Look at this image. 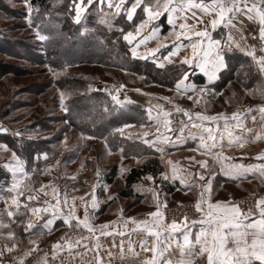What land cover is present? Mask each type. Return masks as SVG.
I'll list each match as a JSON object with an SVG mask.
<instances>
[{"label":"rangeland","instance_id":"rangeland-1","mask_svg":"<svg viewBox=\"0 0 264 264\" xmlns=\"http://www.w3.org/2000/svg\"><path fill=\"white\" fill-rule=\"evenodd\" d=\"M0 2L6 7L5 11L0 10V63L8 65V72L0 74V129H6V131H0V167L8 174V180L1 186L0 191V219L9 225L16 221L15 229L9 226L15 233L14 237H8L9 228L0 229V233H2L0 234V252L3 253L0 255V264H21V261L23 264H44L45 260L48 264H93V261L97 264H131L132 252L128 249H123V251L121 248L117 249L110 245V241L106 245L100 242L92 243V251L84 258V244L82 243L88 230L83 226L75 227V220L71 222L73 225L71 227L63 222L62 226L55 231L45 230L44 236L33 233L23 235L17 229L18 217L7 216V211L15 213L18 210L11 199L28 196L29 188H31L35 190L31 192V195L37 196V192L39 195L37 199L27 201L30 208L35 207L36 204L44 205L45 208L44 201L56 202V196L63 202L65 194L67 195V205L63 203L61 205L63 214L61 221L73 203L72 197H76V216L82 219L85 207H87L89 223L95 227L100 226L99 224L105 220L114 222V224L115 222L119 223L122 218L125 221L132 218L136 222L141 220L148 222L151 217L148 214L126 217L125 213L128 208H125L124 217L122 213L119 216L113 214L116 205L111 208L112 212L100 213L102 205L96 194H99L102 186H105L104 179L107 178V174L112 168H115L114 176H116V167L113 164L120 161V158L114 152L120 151L125 157L152 154L153 151L145 142L148 141L149 136L154 133H164L169 128L176 131L189 122L183 112L176 111L177 106L192 113V119H194L196 112H207L206 108H210L213 103L212 96L215 99L220 94L217 102L219 101L221 106H229H224V114L233 113L236 107L246 109L248 104L232 103L231 101L233 98L239 99L244 95H249L252 99L261 97L262 94L258 86L261 85L262 78L255 74L254 69L249 72L243 68L232 71L223 85H219V81V86L216 84V88L204 85L202 88L205 89L203 92L205 94L201 93V96L207 97L208 100L198 101L197 94L188 95L187 92L177 91L175 88L176 82L182 78L185 71L188 73L185 85L198 84L194 80V76L199 73L193 69V66L182 65L179 60L171 62L169 69L163 75L159 74V82L146 75L129 73L115 67L77 62L74 59L76 57L73 56H83L85 53L75 48V45H67L66 52L73 55V58L54 68L49 64L47 57L44 56L45 51H43L50 47L47 39L52 34L51 27L54 24L48 22L49 15L58 19L63 18L61 23H55L54 32L59 31V27L62 26L70 30L72 27H77V24L84 26L90 13H97V21L114 29L116 28L113 24L115 25L118 20L120 21L117 25L118 28L126 27V24L123 23V18L126 19V17L123 14L113 16L112 12L115 10H109L106 5L103 13L98 12L97 7L93 6L92 9L90 8L82 14L78 23L75 20L73 1L69 2L68 13L62 15L56 13V8L62 3V0H52L51 9L46 10L48 14L39 13L38 9L32 6V24L29 25V13L27 12L29 3L27 0H0ZM134 18L133 20H138L140 12L137 11ZM65 20L69 21L68 25H65ZM135 25L133 24L131 28L123 31L122 36L128 31L135 34ZM37 30L40 35L47 38L39 39L36 34ZM88 30L90 29L82 27L80 35ZM142 37V35L137 36L132 45L126 41L130 52L132 47L142 44L149 45L147 49L149 47L151 49L154 41L145 40L144 43H139ZM171 42L178 43V41ZM164 43L165 41H161L153 45L152 49H157L158 45ZM145 51L147 52V50ZM160 53L157 52L156 57L145 55L142 56L143 58H136L151 61L157 65L152 58L163 57ZM33 55H37V58ZM178 55L183 57V55ZM240 64H245L247 68V65L252 64V61L242 60ZM49 69H55L62 74L57 78ZM246 71L249 73L247 76L244 74ZM73 80H81L83 85L78 87L73 83ZM120 85H124V87L121 88ZM82 87L87 93L99 92L103 94V97L108 100V105L124 108V121L118 126H112L113 128L104 137L99 136L100 130L96 131L97 128L93 121L88 122V125L84 127L72 125L67 119L68 111L66 112L61 106V92L65 93L64 104L71 110L68 101L73 94L77 93L76 90L82 89ZM181 89L185 90L183 86ZM113 96L117 97L119 103L113 100ZM131 106H135V113L128 110ZM126 111L129 114H126ZM165 112L170 115L165 117ZM165 119L171 121L169 128L164 126ZM125 125H129V127H124ZM118 128L123 130V134L115 131ZM4 146L7 147V151L2 150ZM12 152H15L24 162L25 171L29 174L27 179L23 178L20 173L14 175L6 166L9 163L15 164V161L11 160ZM135 162L141 163L142 161L135 160ZM14 184L17 185L16 188H13ZM41 185L46 186L45 190L48 193L46 197L44 192L39 191ZM112 185L115 188L118 182ZM53 188L56 189L55 194ZM18 193H21V196ZM4 196L11 197L3 199ZM80 197H83V201L80 200ZM241 198L237 199L235 203H238ZM127 202L128 200H122L124 204ZM93 203L96 204L95 208ZM177 203L195 202L172 201L170 205ZM98 208L99 211H97ZM31 216L37 217L33 214ZM32 217L27 219L28 223L35 221L36 218L31 220ZM48 218L49 215L43 217L45 220ZM132 219L130 220L132 221ZM158 219L157 217V221ZM97 233L99 235L98 230H96ZM57 243L60 248L53 249L52 245ZM13 244L15 247L12 248V251H8L7 248L12 247ZM31 249L35 250L31 252V255L25 256V253ZM54 252L56 253L55 258H53ZM35 254L37 256L29 262V257H33Z\"/></svg>","mask_w":264,"mask_h":264},{"label":"crops","instance_id":"crops-1","mask_svg":"<svg viewBox=\"0 0 264 264\" xmlns=\"http://www.w3.org/2000/svg\"><path fill=\"white\" fill-rule=\"evenodd\" d=\"M206 3L210 2V0H205ZM258 2V0H249V3ZM140 12V10H137ZM197 12L198 16H202L199 10H194ZM189 19L187 23L195 24V21L192 20L191 13H187ZM144 18L142 13L140 12V18L135 20V24H139L140 20ZM209 17L205 16L204 20L207 23ZM183 19H177L175 25H169L167 14L160 16L159 19L154 20L151 24L145 28L141 35L143 37H148L151 35V29L153 27L158 28L159 33L155 38H149L147 41H154L152 44L155 45L161 41H165L164 47L158 45L157 52H161L163 57L152 58L153 61L156 62L159 67L160 64H163L164 67L166 65L171 64V62H175L176 60L181 61L185 56H191V47L189 45V39L181 36L178 40L175 36L171 35L173 32V28H175L176 32L182 31L179 28V24L183 23ZM233 24L236 25L234 28L224 27L223 25L218 26L214 31L211 29L209 25V31L211 32L212 38L215 40H221L222 44L229 40V34L232 36V46L231 51H228V48L225 47V52L228 55H240L244 56L247 59L252 61L250 56L245 55L244 51L241 49H245L248 51L255 49V55L257 57L264 55V52L260 51L261 48V40L259 38V24L258 22H254L248 20L245 16L241 15L239 19L233 20ZM204 24H196L197 29H202ZM140 35V36H141ZM191 36V33H189ZM255 36V38H253ZM195 40V37H192ZM178 41L177 45H180L179 51L176 52V55L170 56V52H175L176 49L173 47V42ZM239 44V48L236 47V44ZM143 45V46H142ZM137 47V57H142L145 55L156 57V51L151 52V49H147L149 45L142 44ZM207 47V44L204 45ZM156 49V48H155ZM147 50V52L145 51ZM183 57H179V55ZM241 65L246 66L245 64H237V66L232 69L231 66H228L226 69L222 70L218 73V79L209 81L208 77L205 76L198 67L193 64V69L201 74L204 78L202 83L195 84L196 90L193 91L191 89L181 91L187 92L188 95L197 94L198 101H207V97H202L201 92L199 91L204 85H210L213 88H216V84H218L220 74L224 71H238L242 67ZM248 66V65H247ZM163 68V67H160ZM243 70H250L248 67H243ZM199 86V87H197ZM205 94V93H202ZM220 94L214 99L213 103H211L210 108H206V113H202L204 115L216 116L219 113H223L225 107H229L227 105L221 106L219 99ZM197 99V98H196ZM258 101V102H257ZM225 102V101H224ZM232 103H241L248 104L246 106L245 111L243 112H233L237 113V117L233 118L232 114H224L223 117L219 118L217 121H204L201 122L196 119H192V122L196 124H204L203 128H194L192 126V122H186L183 127L176 131L165 130L164 133H154L148 137L147 145L153 151L152 154L148 155H128L124 156V154L120 151H116L115 155L120 158V161H117L113 165L116 167V176L113 177L112 181L109 182L104 179L105 186H102L101 192L98 195V199L100 204L102 205L100 213L105 211L112 212L111 208L116 205L115 212L113 214L125 213L126 209V217H130L133 215H141V214H149L151 212L157 211V205L161 206L163 204H170V202H186L193 201L196 203L198 199H200V193L204 192V209L207 211L208 203H215L217 201H231L235 203V201L245 195L249 194H258L259 197L264 196V177H262L259 173V170L253 173H247L244 175L237 176L234 172L232 174L226 175V172L230 171L232 165H260L264 164V159H257L260 153L264 152V118H262V114L258 111L259 107L264 106V95H261L259 98H250L249 95H244L243 97L233 98ZM230 103V101H229ZM228 103V104H229ZM122 104V103H120ZM248 109H252L251 112ZM226 117L227 119L225 120ZM255 117V119H253ZM211 127L213 130V135L216 137L217 142L222 144L223 147H217L213 149L214 155H219V159L213 160L212 156L202 155L203 149L201 148L200 136L203 135L205 137V143L211 144L212 141L207 139L206 128ZM181 129H183L181 131ZM251 129V131H249ZM229 133L232 134L233 144L229 147ZM193 135L196 137L193 139ZM259 136V138H257ZM157 137H167V140H160ZM222 137V139H221ZM241 137L246 143L243 144V147H240L235 143V138ZM146 140V139H145ZM157 148H163V153L157 151ZM150 150V151H151ZM188 157H194L195 159L189 160ZM207 159L210 163L209 169H202L200 165L196 163L197 161ZM142 161L141 163L135 162ZM169 161L172 163L170 164ZM129 163V165H128ZM150 163L151 171H147L145 174L140 175L138 178L127 182L126 176L132 168H142L144 164ZM173 168L176 169V179H172L173 176ZM161 173H166L168 175V179L164 180L161 177ZM214 173V174H213ZM202 174L205 177V181H211V194L204 189L201 188L200 185L204 184L205 181L199 180V175ZM148 176H152L153 179H147ZM183 176V183L181 182L180 177ZM115 182H118V185L113 188ZM21 196V195H20ZM11 196H4L5 198H10ZM28 196L20 197L19 203L20 208L17 210L15 217H18L17 222L18 230L23 235L34 234L39 236L45 235V230L48 229L43 228V223L45 219L44 216L49 218L52 217V212L49 211L47 213H41L39 217L33 221L36 225L33 229L28 232L24 231V228L27 226V219L31 216L30 208L25 209L24 204H28L27 199ZM111 197V198H110ZM1 198V197H0ZM122 200H128L127 203H122ZM12 201V199H11ZM25 202V203H24ZM56 206V202H48L45 203V208L49 206ZM15 206V205H14ZM44 205L36 204L35 207L44 208ZM16 207V206H15ZM14 207V209H15ZM17 209V208H16ZM103 209V210H102ZM99 211V208L97 209ZM123 211V212H122ZM128 211V212H127ZM1 212V211H0ZM62 211L57 213V218L54 221V224L50 226L51 231H55L62 226L63 221H61V216L63 214ZM47 214V215H45ZM202 213L196 219L199 221L202 218ZM150 216V215H149ZM33 218V217H32ZM31 219V220H34ZM48 218V219H49ZM257 217H253L255 219ZM47 220V219H46ZM143 220L136 222L135 224L129 220L120 219L119 223H112L111 221H106L100 223L99 225L108 224L107 229H101L100 226H94V232L90 233L86 232L85 238L83 239L84 247L83 254L84 258L90 254L92 251V243L100 242L103 245H106L110 241V245L116 247L117 249L121 248V243L123 242V249L129 250V245L133 249L131 258V264H143V262L152 256L151 252H145L141 248V241L146 242L147 247H151L153 243H155V238L149 235L146 229H151L153 232L159 230L162 232L161 239L162 241H166V237L170 232V229L161 228L160 224L157 221V217H150V220L147 222V225L142 223ZM16 221L10 224V228L15 229L14 225ZM99 227V228H98ZM96 230L99 231L96 234ZM199 230V226L192 228V232L195 233ZM123 233L120 235L119 233ZM110 233V234H103ZM175 239L182 240V236L179 232L173 234V247L169 249L167 253H165V258L168 259H177L179 257V252L175 248ZM112 241V242H111ZM1 246V244H0ZM1 248V247H0ZM196 264H205V258L196 257ZM93 264H97L93 261Z\"/></svg>","mask_w":264,"mask_h":264},{"label":"snow or ice","instance_id":"snow-or-ice-1","mask_svg":"<svg viewBox=\"0 0 264 264\" xmlns=\"http://www.w3.org/2000/svg\"><path fill=\"white\" fill-rule=\"evenodd\" d=\"M107 6L109 10L114 9L112 12L113 16H121L123 14L127 21H133L134 17L137 14V10H140L143 17L140 20L139 24L135 25V34L132 31H128L124 34L123 38L129 45L133 44V41L136 40L137 36H140L141 32L147 28L152 21L157 20L160 16L167 14V19L169 25H175L177 19H183L184 22L179 24V28L182 31L176 32L175 28H173V32L171 35L175 36L178 40L181 36L189 39V45L191 47V56H185L180 63L182 65L192 66L195 64L196 67L200 69V71L208 77L209 81L218 79V73L228 67L226 62V56L228 55L225 52V47L228 48V51H231L232 46V36L229 34V40L222 44L221 40H215L212 38L211 32L209 31V25L211 29L214 31L218 26L223 25L224 27L234 28L236 27L233 24V20L239 19L241 15L245 16L248 20L258 22L259 24V38L262 42L260 51L264 52V0H258V2L249 3V0H210V2L206 3L205 0H73V6L75 9V20L79 23L81 20V16L88 9L93 6L97 7V11L100 13L104 12V6ZM194 10H199L203 13L202 16H198L197 12ZM33 8L31 4L27 5L28 23L32 24L31 13ZM187 13H191V19L195 21V24L187 23L189 16ZM209 17L207 23H205L204 17ZM106 22V21H104ZM196 24H204L202 29H197ZM123 32V29L120 30ZM159 30L158 28L153 27L151 29V35L148 37H142L139 43H144L145 40L149 38H155L158 36ZM191 33V36H189ZM37 36L39 39L44 40L47 37L40 35L39 30H37ZM192 37L196 39L193 40ZM255 38V36L253 37ZM205 43L207 47H205ZM139 45H137L138 47ZM161 47L166 46L165 44H161ZM137 47L131 48L132 57L136 58L138 56ZM173 47L176 49L175 52H170V56L176 55V52L179 51L180 45L173 44ZM236 47L239 48V44H236ZM157 49H153L152 52L157 51ZM244 51L245 55L250 56L252 58V64H249L247 67L249 69H254L255 74L262 78L261 85L258 86L260 88L261 94L264 95V55L257 57L255 55V49L248 51L245 49H241ZM143 58V57H140ZM159 67H164L163 64H160ZM241 67H245L241 65ZM52 71L55 77H59L62 73L57 72L55 69H49ZM245 76L249 73L246 71ZM143 79V77H141ZM188 79V73L185 71L181 79H179L175 88L177 91L181 90L182 86L185 90L191 89L193 91L196 90L195 85H185V80ZM120 87H124V85H120ZM139 91V89H137ZM199 91L203 93L205 91L204 88H200ZM114 101L119 103L116 96L112 97ZM65 93L61 92V106L64 107L65 111H69L68 107L64 104ZM165 99H168L165 97ZM191 99V97H189ZM177 112H183L186 115L190 122H192V113L185 109H181L179 106L176 107ZM249 112L252 109H248ZM258 111L262 114V118H264V106L259 107ZM170 114L165 112L164 116L168 117ZM195 117L197 120L204 121H217L219 118L223 117V113H219L216 116L204 115L200 112H196ZM233 118L237 117V113L232 114ZM225 120L227 119L224 117ZM255 119V117H253ZM183 123V122H182ZM171 121L168 119L164 120L165 128H169ZM192 126L194 128H203L204 124H196L192 122ZM124 127H129V125H125ZM171 129L169 128V131ZM183 129H181L182 131ZM207 132V139L211 140V144L205 143V137L203 135L200 136L201 148L203 149L202 155L212 156L213 160L219 159V155L213 154V149L220 147L223 145L217 142L216 137L213 135V130L211 127L205 129ZM0 131H6V129H0ZM115 131L123 134V130L118 128ZM251 131V129H249ZM19 135V133H17ZM83 136V133L81 134ZM147 135V133H145ZM229 147L233 144L232 134L229 133ZM91 139L92 137H88ZM195 139L196 137L193 135L192 137ZM259 138V136H257ZM160 140H167V137H157ZM222 139V137H221ZM147 143V141H145ZM235 143L240 147H243V144L246 143L241 137L235 138ZM3 151H7V147L4 146ZM157 151L163 153V148H157ZM189 160L195 159L194 157H188ZM257 159H264V152L260 153ZM11 160L15 161V164L9 163L6 166L10 168V170L15 175L16 173L22 174V177L27 179L29 174L25 171L24 162L16 155L15 152L11 154ZM171 164L172 162L169 161ZM202 169H209L210 163L207 159L197 161ZM259 170V173L262 177H264V164L260 165H232L229 172L225 174H232L233 172L239 176L247 173H253ZM176 169L173 168V176L172 179H176ZM214 174V173H213ZM161 177L164 180H167L169 177L166 173H161ZM75 179V177H73ZM147 179L152 180V176H148ZM181 182L183 183V176L180 177ZM200 181H205L204 175H199ZM17 185H13V188H16ZM201 188H204L209 196L211 194V181H205L204 184L200 185ZM46 186L41 185L39 191L44 192L45 197L48 195L45 190ZM35 191L34 189L29 188V195L27 197L28 200H35L39 195L37 192V196L31 195V192ZM54 194L56 193V189L53 188ZM21 193H18L20 195ZM111 198V197H110ZM67 195L65 194L63 202L56 196V206H49L47 208H39V207H31L28 204H25V209H29L33 216H38L41 213H47L49 211L52 212V217L45 220L43 223V228L51 231L50 226L54 224L55 219L57 218V213L61 211L62 203L67 205ZM76 197H72V205L69 208L67 215L63 218V222L70 227L72 225V221L75 220V227L79 228L83 226L90 233L94 232V227L89 223V214L87 207H85L84 216L81 219L76 216ZM80 200L83 201V197H80ZM95 200V197H93ZM48 203L47 200L44 201ZM204 192L200 193V199H198L195 203V209L197 212L202 213V218L199 221L193 220L188 221V218H184L183 224H178L176 221H173L170 225H160L161 228L170 229L166 237V241H162L161 236L162 232L157 230L153 232L151 229H146L152 237L155 238V243L152 244L151 247L146 246L145 241H141V248L145 252H151L152 256L146 259L143 264H196L195 258H205V264H264V196L259 197L256 200L255 211L253 209H248L247 211L243 210L238 203H233L231 201H217L215 203H208L207 211H205L204 205ZM13 205L16 206L17 209L20 208V203L17 197L12 198ZM166 206V205H165ZM93 207H96V204L93 203ZM159 205H157V211L151 212L148 215L152 217H158L163 219V214L159 210ZM16 213L12 211H7L8 217L15 216ZM253 217H257L253 219ZM132 219V218H129ZM132 222L135 224L136 221L132 219ZM114 223V222H113ZM145 225H147V221H143ZM199 226V230L195 233L192 232V228ZM108 224L101 225V229H107ZM36 227L34 222H29L27 226L24 228L25 232ZM9 228V224L5 223L3 219H0V229ZM179 232L182 236V240L175 239V248L179 252V257L175 260L166 259L165 253L169 251L173 247V234ZM2 234V233H0ZM110 234V233H103ZM123 235V233H119ZM7 235L9 238L15 236V233L9 228ZM34 243V242H33ZM15 247V244L12 247H8V251H12V248ZM53 249L60 248L59 243L52 245ZM35 249H31L25 253V256L31 255V252ZM121 250L123 251V242L121 243ZM129 250L133 251L131 245H129ZM0 255H3L0 252ZM56 253H53V258H55ZM111 255V253H109ZM23 264V261H21ZM44 264H48L47 260L44 261Z\"/></svg>","mask_w":264,"mask_h":264},{"label":"trees","instance_id":"trees-1","mask_svg":"<svg viewBox=\"0 0 264 264\" xmlns=\"http://www.w3.org/2000/svg\"><path fill=\"white\" fill-rule=\"evenodd\" d=\"M27 1L31 4V6H35L39 13L45 12V14H48L46 10H50L52 6V0ZM71 1L73 0H62V3L58 5V8H56V13H60L62 15L66 14V12L68 13V6ZM0 10H6V7L2 4V2H0ZM97 16V13L89 14L84 26L91 31L88 30L83 35H80V29H82V27L84 28V26L79 24L76 25L77 27H72L71 30L62 26L59 27V31L54 32L55 23H61L63 18L60 17L58 19L49 15L48 22H52L54 24H52L51 27L52 34L49 35L47 39V43L50 47L48 49H43V51H45L44 56L47 57L51 66L57 68L61 63L71 61V58L76 57L74 59L80 63H96L104 66L115 67L129 73L141 76L146 75L157 80L159 78L158 76L163 75V73L169 69L170 65L160 68L151 61H144L132 57L129 47L123 39V32L119 31L120 27H117L120 21L118 20L115 25L113 24L116 29L112 27L108 28L106 25H103L96 20ZM68 22L69 21L65 20V25H68ZM134 22L135 20L130 22L123 18V23L124 25L126 24V27H121L120 29H123V31L128 30L132 27ZM67 45H75V48L80 49L85 54L78 57L72 55V57L71 54L66 52ZM33 57L37 58V55H33ZM242 60H247V58L240 55L226 56V62L232 69H234ZM7 66L8 65L5 63H0V74L8 72ZM231 72L232 70H227L220 74L221 78L219 79V85H223L226 82ZM194 80L197 83H202L204 78L202 75L198 74L194 76ZM158 81L160 82V80ZM163 81L162 82L165 83V80ZM73 83H75L78 87L83 85L81 80H73ZM219 85L217 84V86ZM76 92L77 93L73 94L71 99L68 101V104L71 106V110L68 111L67 119L72 125L84 127L85 125H88V122L93 121L95 128H97L96 131L98 129L100 130L99 136L104 137L113 127L118 126L124 121V108L108 105V100L103 97V94L99 92L87 93L83 87L82 89H77ZM128 110L135 113L136 108L135 106H131ZM126 112V114H129L128 111ZM150 167V163H146L142 168H132L126 176L127 182L138 178L147 171H151L152 168ZM114 175L115 168H112V170L107 174V180L111 182ZM7 180L8 174L0 167V191L1 186H3Z\"/></svg>","mask_w":264,"mask_h":264},{"label":"built area","instance_id":"built-area-1","mask_svg":"<svg viewBox=\"0 0 264 264\" xmlns=\"http://www.w3.org/2000/svg\"><path fill=\"white\" fill-rule=\"evenodd\" d=\"M243 111H245V109L242 107H236L233 112L241 113ZM258 198V194H249L241 198L238 204L245 211L250 208L255 211V204ZM159 209L163 214V219L159 218L158 223L165 226L170 225L173 221H176L178 224H183L185 217H187L190 222L196 220L200 216V212H197L195 209V203L163 204ZM36 256L35 254L33 257H29V262Z\"/></svg>","mask_w":264,"mask_h":264}]
</instances>
